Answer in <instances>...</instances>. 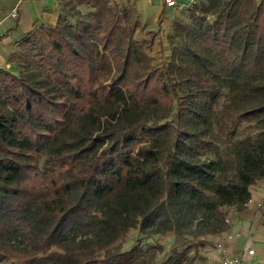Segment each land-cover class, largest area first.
<instances>
[{"label":"trees","instance_id":"1","mask_svg":"<svg viewBox=\"0 0 264 264\" xmlns=\"http://www.w3.org/2000/svg\"><path fill=\"white\" fill-rule=\"evenodd\" d=\"M83 4L26 41L39 66L0 69V264H148L131 230L221 234L264 179V0L195 4L164 69L135 8Z\"/></svg>","mask_w":264,"mask_h":264},{"label":"crops","instance_id":"2","mask_svg":"<svg viewBox=\"0 0 264 264\" xmlns=\"http://www.w3.org/2000/svg\"><path fill=\"white\" fill-rule=\"evenodd\" d=\"M63 1L0 0V69L9 70L11 58L39 27H55L63 15L68 16ZM110 1L119 6L135 8L144 32L157 33L155 43L147 53L155 58L154 64H159L163 58L166 60L171 56L169 35L175 18L185 9L206 0H176V7H167L164 0ZM15 10L17 17L12 16ZM76 10L83 15L93 11L85 4ZM250 194L244 210L230 209L228 212L227 231L196 240H185L171 233L168 238L175 242L172 250L188 249L187 257L193 264H221L226 255L240 257L246 263L264 264V179L251 186ZM218 244L223 245L224 250L217 248ZM248 249H253L255 255L249 256Z\"/></svg>","mask_w":264,"mask_h":264},{"label":"rangeland","instance_id":"3","mask_svg":"<svg viewBox=\"0 0 264 264\" xmlns=\"http://www.w3.org/2000/svg\"><path fill=\"white\" fill-rule=\"evenodd\" d=\"M75 0H64V7L68 13V16H64L63 23L64 24H74L78 12L73 8V3ZM259 1V0H258ZM111 2V1H110ZM88 6V5H87ZM192 8V7H190ZM184 10L178 14L179 16L175 19H180L185 23L191 24L192 19L190 18L189 9ZM92 9V8H91ZM198 17L203 16L207 23H212L214 21L213 15H204L201 14L200 11L197 12ZM175 21V20H174ZM173 37V33L169 35V38ZM30 42H24L22 44L21 49L11 58V64L9 66V70L14 75L18 76L21 71L26 68H35L40 65L42 47L32 38L29 40ZM175 44L179 43V40L176 39ZM170 58L168 57L166 60H162V63L159 62V66L161 69H164L166 65L169 63ZM226 87L223 89V95L218 100L215 110H221L222 106L226 103ZM225 153V152H224ZM69 167L71 166H80L81 162L72 161L69 162ZM171 233L166 235H152L148 236L146 234H141L138 230H131L126 237L121 241V249L122 252H131L133 250H139L140 252L137 255L145 257L148 259V264H164L166 260L171 256L172 251L175 250V242L172 241L169 237ZM174 243V244H173ZM171 245V246H170ZM152 260L150 261V258Z\"/></svg>","mask_w":264,"mask_h":264},{"label":"built area","instance_id":"4","mask_svg":"<svg viewBox=\"0 0 264 264\" xmlns=\"http://www.w3.org/2000/svg\"><path fill=\"white\" fill-rule=\"evenodd\" d=\"M165 4L167 7H176L177 6V1L176 0H164ZM13 17H17V11H13L12 13ZM217 248L224 250L223 245L218 244ZM247 253L249 256H254L255 252L253 249H248ZM221 264H257V263H246L244 259L240 257H235V256H229L226 255L225 257L222 258Z\"/></svg>","mask_w":264,"mask_h":264}]
</instances>
